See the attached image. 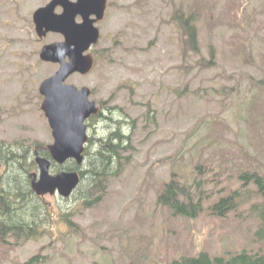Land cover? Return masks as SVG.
Segmentation results:
<instances>
[{
  "label": "rangeland",
  "instance_id": "374dc122",
  "mask_svg": "<svg viewBox=\"0 0 264 264\" xmlns=\"http://www.w3.org/2000/svg\"><path fill=\"white\" fill-rule=\"evenodd\" d=\"M48 1L0 0V143L29 147L33 158L36 145L53 141L38 86L58 65L40 60L39 51L61 41V35L39 38L32 20L34 10ZM236 2L108 0L99 41L90 49L92 70L74 73L65 82L90 88L89 99L104 102L105 109L121 108L123 118L121 112L112 116L126 121L122 129L131 147L123 156L128 158L93 206L83 204V185L68 198L36 196L37 235L8 239L0 247V264H22L34 255L41 256L36 264H166L184 253L223 255L256 248L251 241L256 220L248 216L247 205L223 217L207 208L225 193L218 189L238 186L233 177L222 179L237 167L216 182L214 158L220 148L244 147L250 165L264 172V143L251 131L248 111L253 103L264 111L263 0ZM235 8L238 19H228ZM176 9L185 14L197 10L199 54L188 49ZM233 29L246 34V54L227 43ZM210 43L216 64L200 68L195 62L199 55L210 59ZM213 118L228 125L222 137L211 133ZM87 123L89 140L109 130L99 118ZM200 155L204 166L195 170ZM87 163L84 159L80 168ZM36 170L34 164L28 173ZM172 171L189 183L201 171V188L211 194L194 218L175 215L156 201Z\"/></svg>",
  "mask_w": 264,
  "mask_h": 264
},
{
  "label": "trees",
  "instance_id": "16d2710c",
  "mask_svg": "<svg viewBox=\"0 0 264 264\" xmlns=\"http://www.w3.org/2000/svg\"><path fill=\"white\" fill-rule=\"evenodd\" d=\"M235 3H237L236 0ZM239 12V9L235 8L231 12L233 16L228 19H238ZM260 12L264 18V0ZM174 15L175 18L178 17V23L182 28L188 49L199 54L197 10H191L185 14L181 9H176ZM225 19L227 18H224L223 21ZM233 25H236L235 21ZM244 35L246 34H242L237 29H233L231 32L227 43L234 46V52H238L242 48L244 49L243 53L246 54L244 44L246 36ZM208 50L210 59L199 55L195 62L198 67L209 68L216 64L213 44H209ZM246 77L252 80L250 75L246 74ZM121 111L117 105L105 109V104L102 102L99 113L91 119L99 118L103 122H107L109 130L104 133L105 135L96 137L94 140L92 137L89 140L84 152V159L88 160L85 168H80L82 164L78 166L73 161H67L71 165L65 166L67 170L78 169L81 179L74 191L82 185L85 187L83 204L86 207L93 206L102 198L106 191V181L110 176L116 175L122 170V165L128 158L123 156V151L131 147L128 135L122 129L126 121L115 120L112 116ZM248 111L251 118V131L264 143V111L261 104L253 103ZM119 116L123 118L124 113L121 112ZM209 125L214 138L222 137L223 132L226 133L225 130L228 129L227 123L220 118H213ZM218 125L220 130L217 129ZM260 126L263 131L260 130ZM92 142H94V146L91 145ZM35 149L39 154L50 158L47 146L38 144ZM29 150V147L21 144L5 146L4 142L0 143V247L4 246L8 239L17 241L35 237L38 233L35 215L37 216L39 200L31 190L27 176L29 168L35 164ZM200 157L201 155L197 159L195 170L204 166ZM214 159L218 164V171L215 173L216 182H220L222 179L229 180V177H233L237 180L238 186L235 188L225 186L218 189L225 193L221 194L207 208L211 214L223 217L229 212L238 211L241 206L247 205L248 216L256 220V226L251 232V241L256 244V248L228 251L223 255H210L206 251H200L194 255L184 253L177 258H172L166 264H264V172L250 165L248 162L250 154L242 146L232 149L220 148ZM60 167L62 166L54 162L51 163V169H55V171ZM232 167H237L234 173L220 179L221 175ZM200 172L196 173L192 182L189 183L186 179H182L178 172L172 171L169 180L159 187L157 203L166 206L175 215L188 218L196 217L204 208L203 200L210 197L211 194L205 193L201 188L203 179L199 176ZM39 258H41L39 255L31 256L22 264H36Z\"/></svg>",
  "mask_w": 264,
  "mask_h": 264
},
{
  "label": "water",
  "instance_id": "95a60500",
  "mask_svg": "<svg viewBox=\"0 0 264 264\" xmlns=\"http://www.w3.org/2000/svg\"><path fill=\"white\" fill-rule=\"evenodd\" d=\"M98 10L93 7L98 5ZM61 5L63 10L56 13ZM106 0H49L44 6L34 10L32 20L35 32L43 38L49 32L63 36L61 41L42 45L39 58L44 62L58 64L56 71L45 77L38 86L42 96L40 109L47 119L52 143L47 145L50 158L34 150L37 170L28 173L31 190L38 196L57 194L70 197L80 182L78 169L60 170L53 173L51 163L63 165L74 161L78 166L84 162V152L89 135L86 120L100 111V103L90 100L91 89L77 88L66 83L74 73L88 74L94 66V56L89 49L99 40V29L93 20L86 19L92 13L101 19ZM84 17L76 23V15Z\"/></svg>",
  "mask_w": 264,
  "mask_h": 264
},
{
  "label": "flooded vegetation",
  "instance_id": "af4514ba",
  "mask_svg": "<svg viewBox=\"0 0 264 264\" xmlns=\"http://www.w3.org/2000/svg\"><path fill=\"white\" fill-rule=\"evenodd\" d=\"M70 1H76V0H70ZM107 6H108V0H106V5H105V9H104V14H103V17L101 18V19H97V14L96 13H92V14H90L89 16H88V18H86V19H90V20H93V25H95L98 29H99V33H100V25H99V23L103 20V18H104V15H105V11H106V8H107ZM98 7H99V4L98 5H96V6H94L93 7V9L94 10H98ZM62 10H63V7L61 6V5H58L56 8H55V12L56 13H61L62 12ZM83 20H84V17L82 16V15H80V14H78V15H76V17H75V21H76V23H81V22H83ZM49 33H53V32H49ZM48 34V33H47ZM46 34V35H47ZM61 35V34H60ZM42 39V38H41ZM63 39V36L61 35V40ZM87 125H88V123H87ZM38 197H41V196H38Z\"/></svg>",
  "mask_w": 264,
  "mask_h": 264
}]
</instances>
